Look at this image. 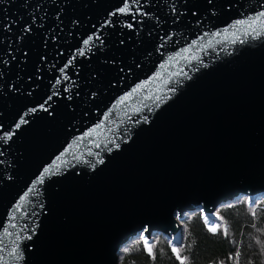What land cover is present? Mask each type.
<instances>
[{"label":"water","instance_id":"water-1","mask_svg":"<svg viewBox=\"0 0 264 264\" xmlns=\"http://www.w3.org/2000/svg\"><path fill=\"white\" fill-rule=\"evenodd\" d=\"M262 12L0 0V264H120L144 231L264 196Z\"/></svg>","mask_w":264,"mask_h":264},{"label":"trees","instance_id":"trees-1","mask_svg":"<svg viewBox=\"0 0 264 264\" xmlns=\"http://www.w3.org/2000/svg\"><path fill=\"white\" fill-rule=\"evenodd\" d=\"M243 198L218 208L225 229L211 231L213 215L204 211L189 218L190 212L182 218V236L160 235L147 245L141 239L122 250L121 264H264V196Z\"/></svg>","mask_w":264,"mask_h":264},{"label":"rangeland","instance_id":"rangeland-1","mask_svg":"<svg viewBox=\"0 0 264 264\" xmlns=\"http://www.w3.org/2000/svg\"><path fill=\"white\" fill-rule=\"evenodd\" d=\"M243 197H245V196H243ZM243 197H239V198H237V199H240V200H244V199H246V198H243ZM242 200V201H243ZM196 212H204L202 209H198V210H196V211H194V212H192V213H190V216H189V218L190 217H192ZM217 214V211L216 212H214V214H213V216H212V218H213V220L210 222V224L211 223H217V224H219L220 225V227H219V229H225V224H224V222H223V220L221 219V218H219V216L218 215H216ZM187 215V214H186ZM217 218H219V219H217ZM177 220H178V222H179V224H180V226L182 227V233L181 234H183V231H184V224H182V221H183V219L181 218H177ZM218 229V228H217ZM148 230V229H147ZM160 235H163V233H153V234H151V236H150V238L146 235V231H144L142 234H140L138 237H136L135 239H133V241H131V242H129V243H127L126 244V246L125 247H123L122 248V250H127V248H128V246H129V248L128 249H130L132 246H135V245H137V244H139L140 242H141V239L142 240H147V242L148 243H156L157 241H158V239H159V237H160ZM165 237H166V235H165ZM174 237H169V239H173ZM122 250H121V252H122ZM121 254V253H120ZM120 256V255H119ZM120 258V264H121V259H122V256H120L119 257Z\"/></svg>","mask_w":264,"mask_h":264},{"label":"snow or ice","instance_id":"snow-or-ice-1","mask_svg":"<svg viewBox=\"0 0 264 264\" xmlns=\"http://www.w3.org/2000/svg\"><path fill=\"white\" fill-rule=\"evenodd\" d=\"M126 9H128V4H127V3L125 4V7L119 9V11H120L121 13H124V12L126 11ZM259 17H264V12L260 13V14H259ZM259 17H258V18H259ZM129 27H131V25H129ZM91 39H92V37H89L88 39L84 40V42H83L84 45H85V46H88V45H89V41H90ZM96 39H99V37L97 36ZM93 46H94V45H93ZM80 54H81V55L84 54L83 49L80 50ZM57 83H60V81L58 80ZM49 99H51V97H49ZM41 107L43 108L44 111H47V110H48L47 108H44L43 105H42ZM32 111H35V110H32ZM26 122H27V121H26L25 119L21 118V120H20L19 123L16 125V127L19 128L20 125H22V124H24V123H26ZM10 137H11V134H8V138H10ZM49 172H50V169H49V168H45V169H44V173H49ZM43 180H44V175H43V173H42L41 176L38 178V181H37V182H38V183H43ZM30 191H31V189H30ZM217 219H219V218H217ZM206 222H209V221H206ZM219 227H220L219 224H217V223H211V228H210V230H211V231H215V230H216L217 228H219ZM226 234H227V233L225 232V235H226ZM147 243H148L147 240H145V244H146V245H147ZM149 251L151 252V249H150V248H149ZM173 251L176 252L177 249L174 248ZM177 259H181L179 255L177 256ZM181 264H183V260H181Z\"/></svg>","mask_w":264,"mask_h":264}]
</instances>
